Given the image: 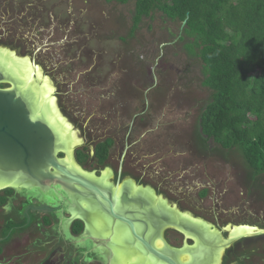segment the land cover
Instances as JSON below:
<instances>
[{
    "label": "rangeland",
    "instance_id": "1",
    "mask_svg": "<svg viewBox=\"0 0 264 264\" xmlns=\"http://www.w3.org/2000/svg\"><path fill=\"white\" fill-rule=\"evenodd\" d=\"M134 13V1L123 5L104 0H0V45L35 57L43 75L55 85L58 108L84 139L77 150L86 148L92 154L97 142L114 139L104 166L91 158L81 164L83 169L97 176L107 170V179L115 183L122 166L121 178L127 180L133 197L149 202L154 193L211 225L202 230L203 223L182 219L195 225L199 247L193 254L201 256L204 264L205 254L213 253L205 261L212 264L215 256L218 260L226 257L228 248L217 251L229 237L224 232L214 234L218 242L212 230L247 223L248 212L264 215V174L253 175L237 149L224 151L212 141L205 149L200 143V116L211 90L201 85L200 60L191 57L179 40L184 25L155 12L132 33ZM0 71L8 75L5 67ZM131 180L153 193L134 191ZM17 191L28 194L14 196L8 214L0 211L4 223L0 248L23 225L38 229L51 225L45 227L49 230L44 236L51 233L54 244L63 247L68 264H106L101 249L92 242H81L82 235L71 237L68 222H64L68 235L67 230L56 234L57 219H63V213L57 212L60 204L52 191L39 194L41 198L31 197L35 192L29 195L34 189ZM167 203L161 199L153 213L166 216ZM16 211L19 217L15 219ZM202 231L208 234L206 239L214 238L203 242ZM160 236L171 248L184 243L173 230ZM74 238L79 239L76 253L70 249ZM123 241L130 243L125 236ZM18 242L8 248H16ZM40 242L25 245L38 251ZM11 254L13 259L7 255L11 264L16 260L22 264L17 250ZM33 256L26 260L36 263L41 258Z\"/></svg>",
    "mask_w": 264,
    "mask_h": 264
},
{
    "label": "water",
    "instance_id": "2",
    "mask_svg": "<svg viewBox=\"0 0 264 264\" xmlns=\"http://www.w3.org/2000/svg\"><path fill=\"white\" fill-rule=\"evenodd\" d=\"M27 65L31 68L29 75L23 71ZM1 67L6 68L8 75L0 71V193L8 189H35L41 193L52 190L56 201L66 202L64 211L69 217L65 221L82 223L81 242L89 240L101 249L106 264H202L195 260L201 256L193 254L194 248L199 247L193 232L195 225L183 223L182 219L203 223L202 230L211 229V225L131 180L134 191L153 193L149 202L133 197L127 180L121 178L122 166L115 183L109 182L104 173L97 176L83 169L74 155L84 139L58 106L55 111L48 108L57 100L56 88L43 75L35 57L0 45ZM48 84L51 91L44 95ZM56 190L65 198L56 196ZM161 199L167 203L166 216L152 210ZM105 222L110 223L108 227ZM120 230L125 231L124 235ZM167 230L182 233L186 241H194L195 245L191 248L186 243L179 250L169 247L160 236ZM248 230L242 225H228L219 232L212 230L218 242L219 236L214 234L229 235L217 253L229 248L237 240L235 237ZM202 232L203 242L214 238L206 239L208 234ZM124 236L130 243L123 241Z\"/></svg>",
    "mask_w": 264,
    "mask_h": 264
},
{
    "label": "trees",
    "instance_id": "3",
    "mask_svg": "<svg viewBox=\"0 0 264 264\" xmlns=\"http://www.w3.org/2000/svg\"><path fill=\"white\" fill-rule=\"evenodd\" d=\"M104 1H134L132 33L155 12L171 21H186L179 40L200 60L201 85L211 90L200 116V143L205 149L209 141L224 151L237 149L253 175L264 174V0ZM114 144L113 138L99 141L93 154L78 149L76 159L85 164L92 158L104 166ZM6 201L0 195V205ZM73 227L74 233H82L80 221Z\"/></svg>",
    "mask_w": 264,
    "mask_h": 264
},
{
    "label": "flooded vegetation",
    "instance_id": "4",
    "mask_svg": "<svg viewBox=\"0 0 264 264\" xmlns=\"http://www.w3.org/2000/svg\"><path fill=\"white\" fill-rule=\"evenodd\" d=\"M35 52H38L35 51ZM28 53H26L27 55ZM30 55V54H29ZM33 56V55H30ZM107 172V170H106ZM105 171L103 172L104 174L106 173ZM52 191V190H50ZM49 191V192H50ZM13 193H9V192H2L0 195L4 196L7 201L0 205V211L4 214H8L10 212L9 208L11 203V200H14L13 197L14 196H22V195H26L28 193L24 192L22 193V195L17 191V190H12ZM31 192H35L33 195H31V197H39V194H43L38 190L34 191H29V195ZM56 196H58L59 198H65L60 191L56 190L55 193ZM24 197V196H23ZM30 197V196H28ZM21 204V203H20ZM19 204V206H20ZM60 204V208L57 210V212L59 211H63L62 213V218H58L57 219V226H58V230L55 231L56 234H59L60 232H63V234L65 233V231L67 230L66 225H64L65 220L68 219V214L64 211V207L66 205V202L63 201H59ZM7 206V210H5V207ZM12 207H14L13 205H11V209ZM16 207V205H15ZM19 212L16 211V215H15V219L19 217L18 215ZM67 214V217H66ZM248 215L250 216V219L247 220V223L243 222L241 223V225L244 228H249L252 229L253 231L250 232H242V236L239 235L238 237H235V239H237L232 245H235L237 243H239V245L237 247H233L232 245L228 248L227 253H226V257L224 258L225 261L222 260H218V255L215 256L214 258V262L212 264H264V215H253L250 212H248ZM44 217V216H43ZM39 219V218H38ZM257 219V220H254ZM42 220V219H39ZM252 220H254L253 222H251ZM77 221V220H76ZM75 221V222H76ZM70 224V228H71V237L72 234L74 236H79L81 235V233H74L73 231V225L74 223ZM1 225H4V223H2V221L0 222V229L3 228ZM229 226H231V228H233L234 226H239V225H233V224H228ZM228 225H225L224 227H227ZM44 227H40V229H38L39 227H30L27 228L26 231L21 230L20 227V232L17 233L15 236L13 237H8L7 241H3V245H2V250L4 254L5 252L7 254H5L4 256H2L0 254V259L1 261H4V264H11L13 260H9V258H7V255L11 256V252H13L14 250H17V256L20 258V260L22 261V264H68L67 262V258H65L66 254L65 251L63 250V247H58L56 246V244H54V239H51V233L49 232V237H45L44 235L48 234V228L46 229L45 227H51V225H43ZM220 227V226H219ZM224 227H220V231L222 230V228ZM214 229H216L214 227ZM23 232V233H22ZM25 232V233H24ZM181 239L183 240V244H181L180 246H176L174 248L176 249H182L187 241L185 240V237L182 233L180 232H176ZM20 234H24L23 237H18ZM225 235H228L226 232H224ZM68 235V230L65 233V236ZM32 240H36V241H41V247L40 250H36L33 247L27 246L25 245L26 242L28 241H32ZM14 241H19L18 245L16 248L14 249H9L8 247L14 242ZM75 242V245L72 243L71 244V250L73 249V252L76 253L75 249H79L76 246V243L79 242V239H74L73 240ZM56 242V241H55ZM188 242H190V244H188L189 247H193L195 245L194 241L189 240ZM52 244V245H51ZM51 245V246H50ZM31 250H34V253L32 255H30ZM19 251V252H18ZM88 251V250H87ZM2 252V251H1ZM0 252V253H1ZM82 252V251H81ZM82 253L85 254V251H83ZM213 254V253H211ZM211 254H205L203 263L205 264V261H209V256ZM33 255H36V257L41 256V258H38V262L36 263H31L30 260H26L28 257H32ZM84 258L86 255H83ZM34 257V256H33ZM18 259V258H17ZM197 260V263L200 262L201 259H195ZM18 260H16V263L13 262V264H18L17 263ZM20 263V261H18ZM200 264V263H198Z\"/></svg>",
    "mask_w": 264,
    "mask_h": 264
},
{
    "label": "bare ground",
    "instance_id": "5",
    "mask_svg": "<svg viewBox=\"0 0 264 264\" xmlns=\"http://www.w3.org/2000/svg\"><path fill=\"white\" fill-rule=\"evenodd\" d=\"M23 71H24L27 75H29V73H30V71H31L30 66H28V65L25 66V67L23 68ZM50 91H51V86L48 84V85H46V87L44 88V90H43V94H44V95H48V94L50 93ZM56 106H57L56 101L53 100L52 105L50 104V107H48V108H50L51 110H54V111H55Z\"/></svg>",
    "mask_w": 264,
    "mask_h": 264
},
{
    "label": "crops",
    "instance_id": "6",
    "mask_svg": "<svg viewBox=\"0 0 264 264\" xmlns=\"http://www.w3.org/2000/svg\"><path fill=\"white\" fill-rule=\"evenodd\" d=\"M2 229V228H1ZM1 229H0V231H1ZM26 229H27V226L26 225H23L22 227H21V230H23V231H26ZM23 233V232H22ZM25 233V232H24ZM11 236V235H10ZM3 241H5V239L3 240ZM7 241V240H6ZM2 251V252H1ZM3 251H5V250H2V248H0V254L2 255V256H4L5 254H7L6 252H5V254H4V252ZM9 258H11V259H13L11 256H9Z\"/></svg>",
    "mask_w": 264,
    "mask_h": 264
},
{
    "label": "snow or ice",
    "instance_id": "7",
    "mask_svg": "<svg viewBox=\"0 0 264 264\" xmlns=\"http://www.w3.org/2000/svg\"><path fill=\"white\" fill-rule=\"evenodd\" d=\"M248 231H253L252 229H249Z\"/></svg>",
    "mask_w": 264,
    "mask_h": 264
},
{
    "label": "clouds",
    "instance_id": "8",
    "mask_svg": "<svg viewBox=\"0 0 264 264\" xmlns=\"http://www.w3.org/2000/svg\"><path fill=\"white\" fill-rule=\"evenodd\" d=\"M5 210H7V206L5 207Z\"/></svg>",
    "mask_w": 264,
    "mask_h": 264
}]
</instances>
